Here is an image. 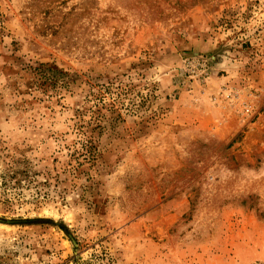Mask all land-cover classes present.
<instances>
[{"label":"rangeland","instance_id":"374dc122","mask_svg":"<svg viewBox=\"0 0 264 264\" xmlns=\"http://www.w3.org/2000/svg\"><path fill=\"white\" fill-rule=\"evenodd\" d=\"M0 264H264V0H0Z\"/></svg>","mask_w":264,"mask_h":264},{"label":"trees","instance_id":"16d2710c","mask_svg":"<svg viewBox=\"0 0 264 264\" xmlns=\"http://www.w3.org/2000/svg\"><path fill=\"white\" fill-rule=\"evenodd\" d=\"M49 80L51 82L55 83L56 85H59L58 83H61V84L65 85V86H68V84L70 85L69 82H66L64 79L60 80V78H58L56 76H54L53 78H49ZM71 83H74V82H71ZM99 93L100 92L93 93V95H94V97H96V99H98L99 101H102ZM95 107L97 108V110L96 109H89V111H90V115H89L90 116V121H87V123L91 124V121H92V122L95 123L94 125H97L96 127H100L99 124L101 123V119H103L104 116L100 115L101 108H98L99 104H97ZM102 107H104V105ZM78 117H80V118H78V121L75 123V129L78 131V134H80V135H82V137H84L83 146L81 147V151L82 152L79 151V153H81V155H79V157H83L82 159L85 162H90L92 160H95L94 159V157H95L94 156L95 148H94V144H93V138H92V136L86 134L87 133L85 131L86 130V126H85L86 121L83 119V114L80 113V115H78Z\"/></svg>","mask_w":264,"mask_h":264}]
</instances>
